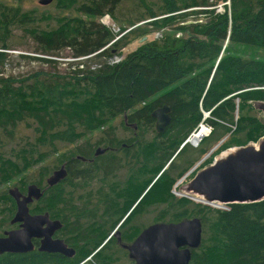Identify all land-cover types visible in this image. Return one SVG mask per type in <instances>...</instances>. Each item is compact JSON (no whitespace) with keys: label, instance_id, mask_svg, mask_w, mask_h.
Returning <instances> with one entry per match:
<instances>
[{"label":"trees","instance_id":"1","mask_svg":"<svg viewBox=\"0 0 264 264\" xmlns=\"http://www.w3.org/2000/svg\"><path fill=\"white\" fill-rule=\"evenodd\" d=\"M123 1L54 0L53 11L39 13L37 8L24 9L20 0L0 3V185L22 177L27 185L45 187L31 211H47L50 218L60 220L63 226L59 235L76 250L72 257L37 248L24 253L4 252L0 264H113L127 251L113 242L115 237L101 244L135 202L119 229L148 206L160 207L154 222L201 219V243L191 250L189 264H264V199L230 203L221 209L171 192L174 182L210 145L227 136L223 143L230 140L242 146L256 142L264 133L261 109L255 106L264 101V57L234 53V46L264 50V0H230L229 9L205 23L177 27L185 33L183 38L174 33L160 39L150 38L149 27H159V20L167 22L180 17L176 15L198 11L178 12L206 6L213 0H159L147 11H140L141 6L120 10ZM103 15L127 20L133 28L98 54L118 55L131 41L141 40L120 62L61 74L41 71L19 78L3 75L6 51L31 41L36 44L35 53L43 57L57 58L65 47L75 56L100 50L116 35L97 20ZM123 30L120 26L119 32ZM163 105L170 109V123L158 133L151 113ZM203 112L209 115L204 118ZM124 113L136 129L124 121ZM118 116H122L124 127L133 131V137L119 139L113 131H107ZM200 121L211 127L210 134L201 140L199 148L182 145ZM182 124L187 130L177 140L167 142L164 134ZM140 128L151 129L153 137L146 139L137 131ZM94 134L100 136L93 144L106 147L97 157L93 152L89 155L91 143L77 145ZM135 146L141 152L147 146L152 153L140 168H133L141 162ZM109 147L131 153H123L121 161L113 166L109 157L115 159L117 154ZM76 155L93 158L95 173L86 172ZM101 156L102 167L97 162ZM125 159L132 162L127 187L119 196L124 197L122 211L117 203L110 212L114 205L108 194L103 199L108 202L104 207H87L89 195L83 185L79 192L83 201L71 193L60 194L65 186L74 187L75 181L88 177L91 181L104 180L105 174L119 171ZM67 160L66 178L49 187L45 181L42 186L51 171ZM135 187L140 195L133 192L126 198ZM96 196L99 199V191ZM146 226H136L138 233ZM67 237L77 242L71 244ZM110 248L116 254L113 259Z\"/></svg>","mask_w":264,"mask_h":264},{"label":"water","instance_id":"2","mask_svg":"<svg viewBox=\"0 0 264 264\" xmlns=\"http://www.w3.org/2000/svg\"><path fill=\"white\" fill-rule=\"evenodd\" d=\"M51 1L38 0V3L46 5ZM255 106L261 111L264 110V101L257 102ZM169 110L167 105H163L151 113L155 118V129L158 133H163L170 123ZM123 118L129 124L126 113L123 114ZM129 125L136 128L134 123ZM103 150L99 147L95 154ZM76 158L84 159L82 155H76ZM170 161L171 159L166 165ZM64 166L62 163L60 168L53 170L46 178L47 187L64 179L66 176ZM187 188L193 194L187 195L189 199L213 206L250 203L264 199V133L256 142L223 151L217 159L193 174ZM45 189L36 184L27 185L25 193L17 186L8 189L16 205L11 223L20 224L19 228L6 231L0 236V254L31 251L35 247L33 239L41 238L38 250L57 252L67 257L74 256L75 248L68 246L62 238L53 237L54 232L63 226L60 220L50 219L47 212L30 213L29 204L41 198ZM120 224L106 237L101 246L106 244L111 236L120 239L118 229ZM201 238V219L192 217L178 222L150 223L131 243L121 242V246L127 250L128 258L133 260V264H189L191 250L199 247Z\"/></svg>","mask_w":264,"mask_h":264},{"label":"rangeland","instance_id":"3","mask_svg":"<svg viewBox=\"0 0 264 264\" xmlns=\"http://www.w3.org/2000/svg\"><path fill=\"white\" fill-rule=\"evenodd\" d=\"M142 1L141 0H124L120 4V10H123V11L134 10L135 8L141 6L140 11H141V8L143 9V11H147V8L149 7L155 8L159 4V0H142ZM222 1L223 0H213L212 2L210 1L211 3L208 1L209 4L206 5V7H204L203 9H199L198 11H193L192 13L188 12L187 15H182V14L176 15L180 17H173L169 19L167 22H163L159 20V24H160L159 27H156L155 25H153L152 27H149V29L151 30L150 32H152L150 38L156 39L155 33L157 32L159 33V35L157 36L159 39L163 37V35L165 34L173 35L174 33L176 37L183 38L185 36V33L184 32L182 33L181 31L176 30L177 27L181 25H187L192 22L197 23V24H202V23H205L208 18L214 16L215 14L223 13L219 11V7H216V5L220 4ZM53 2L54 0H52L49 4L42 5L38 3V0H20V3L24 9L37 8L38 13L41 12L42 10L53 11L54 10ZM0 3H7V0H0ZM185 18H188V19L184 21ZM113 19L111 18V21L114 24L115 28L118 27L120 29V26L124 27L125 29L129 27H133V26H130V24H128L127 20L120 21V18H118L119 20H116V19L113 20ZM97 20L99 21V17L97 18ZM145 20H147V18ZM142 22H144V19L140 20L138 24ZM144 24H141L140 26H144ZM113 39L114 38H112V40ZM112 40H110L107 43V47L112 45V43L116 41L114 40L113 42H111ZM140 43H141V40L138 38L131 41L129 44L121 48V50L119 51V54L125 57L130 51L134 50ZM105 46L103 48H105ZM35 49H36V44L33 41H31L29 43H24L23 45L17 47L16 49L14 48L11 50H7L6 52L8 53V59L3 68V75L19 78V77L30 75L34 72H41V71L61 74V73H65V72H69V71H73L77 69H81V70H85L87 68L97 69L101 65L105 64L108 60V56H104L102 54L97 53L92 57L86 58L78 62H74L72 58L75 56V54L68 47H65L64 49L60 51L59 57L50 59V58H44L42 56H39L37 53H35L36 52ZM234 53L242 55V56H249V57H264V50L257 49L251 46H234ZM78 65H82V67H79ZM260 116L264 120V110L260 112ZM201 124H204L206 127L209 126L204 121L198 122L186 138H188L190 134H192V132L195 131ZM185 125L186 124H182V125L171 128L164 134V139L169 143H172L174 140H177L187 130V126ZM110 126L111 127H108L109 129L107 131L109 133L113 131V134L116 136V138L129 139L133 137V131L129 128L124 127L122 116H118L115 120H113L110 123ZM233 128L234 126L232 127V129ZM137 131H140V133H142L146 139L147 138L150 139L153 137V132L151 129L140 128V129H137ZM209 134L210 132L207 133L205 137H207ZM90 136H92L90 139L88 140L84 139L83 141L78 142L77 145L85 147V144L87 142L91 143L92 148L90 149L89 155H92L93 149L95 147H98V145H95L93 143L95 142L97 137L100 136V134H97L95 136L93 135H90ZM226 137L223 138L221 142H219L220 141L219 140L217 143L213 144L212 146L210 145V148L208 149V151L190 168L192 169L197 164L198 166L194 171H192L186 177L183 174L180 178H178L174 182V184L171 186L172 194H174L177 197H182V196L187 197V195H190L191 193L188 191L187 183L191 179L193 174L198 169L203 168L206 165H209L214 159H217L223 151L229 148L237 147L230 140L227 141L226 143H223ZM200 142L197 144H192L188 142L187 144H189L192 148H199L197 146L200 144ZM185 143H186V139L184 140V144ZM214 146H216L215 147L216 149L211 150ZM100 147L102 146L100 145ZM86 148H89V147L86 146ZM134 149H137L138 152L141 154L139 155L138 153L139 157L141 158V162L138 165H134L133 168H140L144 160L147 157L150 158L152 156L151 149L147 146L145 148V151L143 152L139 150V147L135 146ZM114 153L117 154V157L112 160L113 161L112 163H114L113 166H116V164L121 161L123 153L126 155H130L131 151L125 152L124 150H119ZM65 154H68V153H65ZM103 156H101L99 160H97L99 164L104 163L102 161ZM109 158L111 160V157ZM126 161L127 160L125 159L123 167L119 171H116L113 174V175H117V177L113 178L111 180V183H106L104 187H102L103 180L102 181L94 180L93 187L88 188L89 178H87L86 181L84 179L81 181H75L76 183L74 184L75 185L74 187L65 186V191L63 192L59 191V192L62 195H68V193L70 195L71 193V195L75 196L78 200L83 201L79 198V195H80L79 192L83 190L82 189V185H83L85 194L89 195L90 199L93 200L96 206L100 204L101 207H104L108 202H104L103 199L105 195L108 194V196H111L110 204L114 205V208L110 209V212H112L118 206L117 203L120 206L119 207L120 211H122L124 209L125 202H124V197L122 199L119 196L121 194L122 189L127 187V182L131 175L130 167H131L132 160L130 163H127ZM151 165L152 163L150 162L149 166ZM187 172H185V174ZM43 185H45V180L42 186ZM13 186H17L21 191L26 192L27 183L23 180L22 177H20L18 179L10 180L0 185V233L2 232L3 229H8L10 227L9 220L11 219V217L13 216V212L15 211V207H16L15 202L7 193L8 189ZM98 191H99V199H98V196H96ZM133 192L137 195H140L139 190L137 189V187H135L130 194L126 195V198H128L129 195L133 194ZM196 202H199V201H196ZM200 203L205 204L203 202H200ZM136 204L137 202H135L134 204L126 208L122 216L125 213L126 214L124 215V217H121L122 219L120 218L121 220L119 221V224L124 221L128 213L133 209V207ZM209 206H212V205H209ZM212 207L221 208V209L227 208L226 205L212 206ZM146 208H148V210L144 212L136 213V215L130 221H128L126 224L124 223L123 226L120 227L123 241L130 242L132 239H134V237L138 234V231H139L137 230L136 226H146L154 222L155 220L154 217L157 214V210L158 211L160 210V207L156 208V206L154 207L148 206ZM39 210L40 209H38V211ZM114 215L117 216L118 213ZM60 237L63 238L62 235H60ZM113 240H114L113 242H115V238H113ZM67 241L71 244H73V242L75 241L77 242V240L72 239L70 237H67ZM71 246L75 247L74 245H71ZM109 252L112 254V259L116 257V254H114L112 248H110ZM123 263L132 264V261L128 259L126 252H123L122 258H118L114 260L113 264H123Z\"/></svg>","mask_w":264,"mask_h":264},{"label":"flooded vegetation","instance_id":"4","mask_svg":"<svg viewBox=\"0 0 264 264\" xmlns=\"http://www.w3.org/2000/svg\"><path fill=\"white\" fill-rule=\"evenodd\" d=\"M134 129H136V128H134ZM124 145V144H123ZM128 145H126L125 147H127ZM100 146H98V147H95L94 149H93V155L95 156V157H97L98 155H101V154H103V153H105V151H106V147H100V148H102V149H104L103 150V152H100V153H98V154H95V152H96V150H97V148H99ZM110 149H113V152H117L118 151V148H116V147H114V148H111V147H109ZM93 156V157H94ZM84 157V156H83ZM80 160H82V163L83 164H85V167H84V169H85V171L86 172H93V173H95V169H96V163L94 162V159L93 158H89V157H84V159H80ZM111 160H113L112 158H111ZM63 164H65V169H66V176H67V173H68V170H67V164H68V160L67 161H65V162H63ZM62 165V164H61ZM61 165H59V167L58 168H60V166ZM103 165H102V163L100 164V167H102ZM58 168H56V169H58ZM55 170V169H54ZM53 171V170H52ZM52 171H51V173H52ZM50 173V174H51ZM66 176L64 177V179L66 178ZM117 177V175H113V174H110V173H107V174H105V179L102 181V183H103V185H102V187H104V185L106 184V183H111V180L113 179V178H116ZM89 178V177H88ZM64 179H62V180H60L59 182H61V181H63ZM94 181V180H93ZM93 181H90V179H89V184H88V188H91V187H93ZM58 182V183H59ZM58 183H56V184H58ZM23 192V191H22ZM23 193H25V192H23ZM13 199V198H12ZM40 199V198H39ZM39 199H37V200H33L30 204H29V210H30V213L31 214H37V213H44V212H47V211H44V212H32L31 211V208H32V206L39 200ZM94 207L95 208V206H96V204L93 202V200L92 199H90V197H89V200L87 201V207ZM15 211H16V207H15ZM15 211L13 212V216H14V213H15ZM48 213V212H47ZM49 215V214H48ZM13 216L11 217V219L13 218ZM49 218H50V216H49ZM11 219L9 220V223H10V227L8 228V229H3L2 230V232L0 233V236H3L4 235V232H6V231H9V230H14V229H17V228H19V222H17V223H11ZM50 219H57V218H50ZM62 228V227H61ZM60 228V229H61ZM145 228V227H144ZM60 229H58V230H56L55 232H54V234H53V237L54 238H62V237H60V235H59V231H60ZM119 229V228H118ZM140 233V232H139ZM138 233V234H139ZM137 234V235H138ZM136 235V236H137ZM119 236H120V239H118L117 237H115V242H116V244L119 246V248H122V249H124V250H126L124 247H122L121 246V242H123V243H131L134 239H132L130 242H125V241H123L122 240V235H121V231H120V229H119ZM135 236V237H136ZM114 236H111L110 238H109V240L111 239V238H113ZM134 237V238H135ZM64 241H65V239L64 238H62ZM33 242H34V249L35 248H37L38 249V246L40 245V243H41V238H34L33 239ZM66 242V241H65ZM67 243V242H66ZM68 244V243H67ZM68 246H70L69 244H68ZM127 251V250H126ZM127 254H128V252H127ZM128 256V255H127ZM129 260H131V259H129ZM132 261V264H133V260H131Z\"/></svg>","mask_w":264,"mask_h":264},{"label":"built area","instance_id":"5","mask_svg":"<svg viewBox=\"0 0 264 264\" xmlns=\"http://www.w3.org/2000/svg\"><path fill=\"white\" fill-rule=\"evenodd\" d=\"M229 6H230V0H223L220 4H218V5H216V7H219V11L220 12H225V9H226V7H227V9H229ZM204 7H206V6H202V7H193V8H190V9H185V10H181V11H178V12H184V11H189V10H193V9H203ZM102 24H104L105 26H107V27H109L113 32H114V34H116L115 36H114V39L111 41V42H113L114 40H117L118 38H120L121 37V35H123L124 33H126L127 31H129L131 28H133V27H129V28H127V29H125V30H123V31H121V32H119V28L117 27V28H115V26H114V24L112 23V21H111V18L108 16V15H105L103 18H101L100 20H99ZM119 32V33H118ZM159 35V33L157 32V33H155V36L157 37ZM110 42V43H111ZM109 47V46H108ZM107 47V44H106V46H105V48H108ZM105 48H102V49H100V50H98V51H96V52H93V53H90V54H88V55H84V56H74L73 58H72V60H74V62H78V61H81V60H84V59H86V58H89V57H92V56H94L95 54H97L99 51H101V50H103V49H105ZM79 67H82V65H78ZM208 113L209 112H203V114L204 115H208ZM205 118V117H204ZM207 130H208V132L207 133H209L210 131H211V127L210 126H207ZM191 135V134H190ZM190 137V136H189ZM188 137V138H189ZM188 138H186V143H188ZM184 144V142L182 143V145ZM197 164L195 165V167H193L192 169H190L184 176L186 177L188 174H190L192 171H194L196 168H197ZM212 206H213V204H212Z\"/></svg>","mask_w":264,"mask_h":264},{"label":"bare ground","instance_id":"6","mask_svg":"<svg viewBox=\"0 0 264 264\" xmlns=\"http://www.w3.org/2000/svg\"><path fill=\"white\" fill-rule=\"evenodd\" d=\"M105 15H103L101 18H103ZM109 16V15H108ZM99 19V20H100ZM156 39H158V37L155 36ZM145 38H143L142 40H144ZM27 55V54H25ZM40 56V55H39ZM43 57V56H42ZM44 58H55V57H44ZM124 57L120 54L118 55H113L111 57H108L107 60V64H115L120 62ZM207 127L204 124H201L195 131L192 132V134L190 135V137L188 138V142L192 143V144H197L199 143L206 135H207ZM216 147V146H215ZM213 148L212 150H215L216 148ZM184 178V177H183ZM182 178V179H183ZM192 195V194H190Z\"/></svg>","mask_w":264,"mask_h":264}]
</instances>
